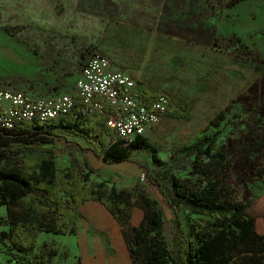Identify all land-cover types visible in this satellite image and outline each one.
<instances>
[{"label": "rangeland", "instance_id": "obj_1", "mask_svg": "<svg viewBox=\"0 0 264 264\" xmlns=\"http://www.w3.org/2000/svg\"><path fill=\"white\" fill-rule=\"evenodd\" d=\"M154 2L157 0H0V85L40 97L73 91L80 66L95 53L104 29L113 26L115 19H138L146 4ZM162 8L161 32L169 38H182L192 49L191 73L185 71L183 86H172L168 73V84L176 92L171 102L183 99L193 115L190 121L163 116L144 136L169 163L180 147L214 135L217 148L227 147V181L234 200L264 197V0H164ZM227 105L220 126H208ZM67 138L84 143L79 137ZM100 139L103 146L113 141L110 135ZM48 148L53 151L14 148L6 158L54 154L60 167L75 163L86 170L85 162L95 172L89 185L101 181L118 190L138 187L146 191L142 166L153 169L147 152L133 154L128 162L104 165L84 151L65 153L62 141ZM3 161L0 157V165ZM186 164V160L178 164L184 168L179 171L181 176L188 171ZM132 202L131 226H136L143 209L136 197ZM161 205L164 238L170 246L172 215L163 201ZM257 209L253 202L251 212L257 213ZM79 211L82 219L76 235L43 232L37 239V246L49 241L56 249L52 264H132L116 219L98 202H87ZM0 215H6L4 205H0ZM180 216L184 225L194 217L186 212ZM13 254L0 244V264H17Z\"/></svg>", "mask_w": 264, "mask_h": 264}, {"label": "trees", "instance_id": "obj_2", "mask_svg": "<svg viewBox=\"0 0 264 264\" xmlns=\"http://www.w3.org/2000/svg\"><path fill=\"white\" fill-rule=\"evenodd\" d=\"M142 94L148 97L160 93ZM171 105L174 109L162 116L192 119L186 101L180 99ZM79 107L76 104L73 112L46 122L35 120L12 129L0 128V157L4 159L0 165V205L6 208V215H0V227L6 228L0 230V244L14 251L17 264H52L57 251L49 241L37 246L40 234L75 235L82 219L79 208L90 201L100 203L120 224L132 264H264V197L234 200L227 181L226 145L217 148L216 137L205 135L174 151L168 163L145 136L128 143L114 140L103 146L101 136L112 134L106 124L108 116L81 114ZM229 107L213 116L208 126L218 128ZM69 135L84 143L71 142ZM58 141L64 142L65 153L86 151L104 165L128 162L136 153H149L153 169L142 166L146 191L138 187L118 190L101 181L89 185L93 169L85 162L86 170L75 163L60 167L54 154L6 158L14 148L52 152L48 146ZM185 160L188 171L181 176L179 171L184 168L178 164ZM134 197L143 209V217L138 225L131 226ZM161 201L172 215L170 246L164 238ZM253 202L258 208L254 214ZM182 212L194 216L187 225L181 219ZM65 254H69L67 249Z\"/></svg>", "mask_w": 264, "mask_h": 264}, {"label": "built area", "instance_id": "obj_3", "mask_svg": "<svg viewBox=\"0 0 264 264\" xmlns=\"http://www.w3.org/2000/svg\"><path fill=\"white\" fill-rule=\"evenodd\" d=\"M134 81L125 73L112 70L105 56L94 53L77 76L73 93L40 97L0 85V128L12 129L35 120L46 122L73 112L80 104L81 114L107 115L106 124L114 140L128 143L144 136L172 109L167 95L145 97ZM144 178L143 175L141 180Z\"/></svg>", "mask_w": 264, "mask_h": 264}, {"label": "crops", "instance_id": "obj_4", "mask_svg": "<svg viewBox=\"0 0 264 264\" xmlns=\"http://www.w3.org/2000/svg\"><path fill=\"white\" fill-rule=\"evenodd\" d=\"M163 2L157 0L154 4H146L138 19H115L113 26L104 29L94 52L105 56L111 62L112 70L133 78L139 92L165 94L171 101L176 92L168 84V73L173 80L171 85L182 87L185 71L188 75L191 73L192 49L182 38H169L161 32ZM199 54L202 56L201 52Z\"/></svg>", "mask_w": 264, "mask_h": 264}]
</instances>
